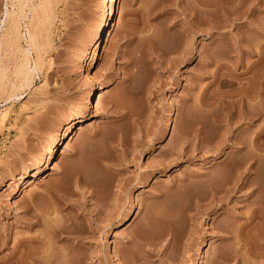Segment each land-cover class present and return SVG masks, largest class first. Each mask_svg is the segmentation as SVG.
Here are the masks:
<instances>
[{
	"label": "rangeland",
	"instance_id": "rangeland-1",
	"mask_svg": "<svg viewBox=\"0 0 264 264\" xmlns=\"http://www.w3.org/2000/svg\"><path fill=\"white\" fill-rule=\"evenodd\" d=\"M230 1L117 0L94 57L101 0H0V264H264V0ZM94 73L113 83L29 184Z\"/></svg>",
	"mask_w": 264,
	"mask_h": 264
},
{
	"label": "bare ground",
	"instance_id": "bare-ground-1",
	"mask_svg": "<svg viewBox=\"0 0 264 264\" xmlns=\"http://www.w3.org/2000/svg\"><path fill=\"white\" fill-rule=\"evenodd\" d=\"M233 1H235V0H233ZM116 2H117V0H101V3L103 4V6H102V9H101L100 14H99V21L102 22L103 28H102V32H101V37H99V39H98V41L96 43L97 45H96V47L94 49V55H93L94 57H97V56L100 55V49L102 48L103 43L106 42V41H108L109 38H110V36H111V34H112V27H114V13H115V5H116ZM204 2H205L204 5L206 4L205 7L206 6H212L213 3H215L214 0H204ZM216 2H217V0H216ZM18 9L20 11V4L18 6ZM206 9H204V10H205L207 16L209 17V18L207 17L206 19H210V16H212V17L214 16V15H211V12H210L213 9H211V8H210L211 10H208V8H206ZM14 13H15V11H14ZM14 13L7 10V13H6L7 18L10 19V17L12 16L11 14L14 15ZM212 13H214V12H212ZM18 14H16V15H18ZM8 16H10V17H8ZM19 18H17L18 20H15L16 23H14L15 21L13 22L14 29L13 28H11V29H13L14 32L17 31V29L19 28V20H20ZM4 22H5V20L3 19L1 21V24H4ZM13 24H12V26H13ZM13 30L12 31L10 30L12 32V34H13ZM6 34H7V32H6ZM6 34L5 35L4 34L0 35V52H2L1 51L2 46L6 42H8L9 39H10V38H7ZM16 35H17V33H16ZM31 43H32V40H31ZM24 55H25V60L26 61L23 62V64H21V65H22V67H24V69H27V70H25V75L33 74L37 70V63L35 62L33 66L30 65L29 58H28V51L25 50ZM0 62H2L1 59H0ZM85 62H86L85 64H87V60H85ZM25 78H27V77L25 76ZM92 79H93V82L95 84L86 93V97H85V101H84L85 111L83 112V114L81 116L71 118V119L65 121L64 123L59 124L56 127V129H54V132L52 134L51 140L42 147L41 152H40L41 154H40L39 159L37 160V162L34 165V167L30 170V172L25 176V179L27 180V182L29 184L35 182L36 180H38L42 175H44L47 172L48 167H49L52 159L54 158V155H55L56 151H58L59 147L63 144L64 140L66 138H69L70 136H72L73 133H74V131L76 130V128H78L80 126H83L84 124H86V123L89 122V120H90V118H91V116L93 114V106H94L93 102H94V94H95V92H99L101 90H104L105 88H108L113 83V81H111V80H108L105 83H101L100 82V76L98 75V73H94ZM249 112H250V110H249ZM174 115H175V112L174 111H171L169 113V117H168V120H167L166 126H165L166 132H165V135H164L163 140H166L168 138V136H169V132H170V129L172 127V119L174 118ZM248 115H249V113H248ZM238 150H242V147H239ZM240 162H238V161L231 162V163H233L232 165L235 166V170H236V173H237V177L239 179L241 178V182L239 183L238 182V179L236 177L237 181L236 182H233V184H232L233 185L232 188H234V189H235V187L237 185H238V188L239 189H242L244 187L246 188V186L249 187L250 185L253 186L252 183L255 182L254 181L255 178H254V176L252 174H255L256 172L253 173L252 172L253 169L250 168L251 166L254 165V163H250L251 165L249 166V168L251 170L248 169L247 167H245L244 170L243 171L241 170V172H240V171H237V170H239L238 168L239 167L241 168L242 164L244 163V162L243 163H240ZM230 166H231V164H230ZM16 179H18V181L16 180L17 182L15 183V186L13 187V189L10 192V198L11 199H14V200L18 196V194H19V192L21 190V183L24 180V177H22V176L21 177L16 176ZM254 192H255V189H253L250 192V195L255 194ZM135 209H136V205L135 204L130 205L128 207V209L126 210V212L121 213V214H118L114 219H112L109 222V223H111L109 225V228H111V227H113L115 225H118L121 222H123L129 215H132L135 212ZM262 209L263 208L260 207V206L259 207L258 206H255V209H254V212L255 213L254 214L252 213L253 215L249 218L250 221L255 218L257 211H262ZM32 249H33V247H32Z\"/></svg>",
	"mask_w": 264,
	"mask_h": 264
}]
</instances>
